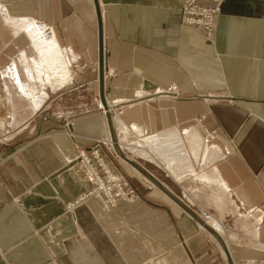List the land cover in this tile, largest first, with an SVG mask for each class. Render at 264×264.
I'll return each mask as SVG.
<instances>
[{"label":"crops","instance_id":"0c3cea01","mask_svg":"<svg viewBox=\"0 0 264 264\" xmlns=\"http://www.w3.org/2000/svg\"><path fill=\"white\" fill-rule=\"evenodd\" d=\"M0 3L95 67L91 100L66 106L49 100L62 98L65 84L38 82L36 91L50 89L44 100L18 95L1 72L15 60L24 73L21 52H35L0 9V264H228L197 220L120 159L111 158L134 177V197L104 209L88 195L78 148L110 139L97 77L98 3L104 70L115 71L104 76L109 113L141 138V162L127 154L221 224L233 264H264V0H223L209 40L181 23L183 0Z\"/></svg>","mask_w":264,"mask_h":264},{"label":"bare ground","instance_id":"6f19581e","mask_svg":"<svg viewBox=\"0 0 264 264\" xmlns=\"http://www.w3.org/2000/svg\"><path fill=\"white\" fill-rule=\"evenodd\" d=\"M183 5H184V1H183ZM183 5H182V7H183ZM0 9L2 12V16H3L4 20L6 21V23H8L9 25H13L12 27L14 28L15 34L22 31L29 36L30 40H32V45H33V49L35 52V57L32 59H29L28 57H26L27 53L25 54L24 51L21 52L22 57H21L20 63L23 65L24 73L19 71L18 64L15 60L13 62H11L4 71L1 72V76L3 78L4 77L9 78L11 80V82L14 84V87H15L18 95H21L28 100H33L34 102H37L36 100H44L46 92L44 91L45 89L44 90L41 89L40 91H36L32 84L38 82L42 85L50 84L51 86H54V88H57L59 86H62L64 84L69 83L71 80V75H70V71H69V67H68V60L70 62V58L68 57V50L60 47V45L58 44V42L54 38V36L51 34V32L49 30H47V28L40 21H38L36 19H25L24 17L23 18H16L17 16L11 17V16H8V14H7L8 12L6 13L4 8H0ZM97 11H99L100 17H101V10L99 7V3H98V10ZM181 23H182V21H181ZM182 24L183 25H192V24H188V23H182ZM192 26H194V25H192ZM26 52H27V50H26ZM71 64H72V62H71ZM98 68H99V66H98ZM105 72L106 71L103 70V89L105 88L104 87L105 86L104 85V76H110L111 75L110 73L106 74ZM104 73H105V75H104ZM97 77L99 79V71H98ZM99 88H100V79H99ZM138 92L141 93V90ZM155 92L156 91L153 90L151 93L153 94ZM104 100H105V97H104ZM107 103L109 104V102H106V100H105V106L103 105L104 106L103 110L105 111V114L107 111L110 112V110L113 109ZM111 120H112L113 130L116 133L117 139H116L115 143L117 144V148H118V150H116V148L114 146L115 143H114V141H112L111 136L109 134L110 142H111V145H112L114 151L116 152L117 156H119L120 159L123 162H125V164L132 167L133 170L135 172H137V174H141L142 176H144L139 170H137L135 167H133L131 164H129L126 160H124V158L120 154V153H124L128 157L133 158L129 153H128L129 155L127 154V151L125 150V148L130 149L131 152L135 153V154H136V152H138V149H139V154H141V149H142L141 145H134L133 144V142H134L133 136L134 135H133L131 129L128 127V125L125 122H123V120L120 118V116L116 115L114 117H111ZM108 128H109V125H108ZM109 133H110V130H109ZM123 140H125L126 145H125ZM146 140H148V139H146ZM183 153H184V155H186L185 152H183ZM187 155H189V154H187ZM164 163H166V162H164ZM144 177L149 182H151L146 176H144ZM152 185L155 186V184H153V183H152ZM224 187L227 190V187L226 186H224ZM202 215H203L202 216L203 220L207 225H209L217 233L223 234L224 230L218 222L214 221V219L211 216H209L208 214L203 213ZM199 226L203 230H205L206 232H209L202 224H200ZM214 240L219 244V242L215 238H214ZM228 251H229V249H228Z\"/></svg>","mask_w":264,"mask_h":264},{"label":"built area","instance_id":"2783aa9c","mask_svg":"<svg viewBox=\"0 0 264 264\" xmlns=\"http://www.w3.org/2000/svg\"><path fill=\"white\" fill-rule=\"evenodd\" d=\"M209 1L210 4H203L199 0H184L181 8L182 23L201 28L208 40L213 33L214 18L221 12L223 6V0ZM101 144L98 139L92 140L87 145L81 144L77 159L92 184L88 195L97 198L104 209H109L121 201L131 200L134 192L126 175L111 166L114 165L112 155L107 157L105 155L107 152L103 151L105 147Z\"/></svg>","mask_w":264,"mask_h":264},{"label":"rangeland","instance_id":"374dc122","mask_svg":"<svg viewBox=\"0 0 264 264\" xmlns=\"http://www.w3.org/2000/svg\"><path fill=\"white\" fill-rule=\"evenodd\" d=\"M184 1V0H183ZM48 27V26H47ZM76 52L75 53H72V52H70V51H68V57L70 58V62H69V60H68V67H69V71H70V75H71V80H70V82L69 83H67V84H65V87H63L62 88V90H64L63 91V94H62V98H60V99H57L56 97L55 98H53V96H54V94H52L51 93V95H50V99L49 100H65V105L66 106H68V103H73V100H91L90 99V91L91 90H89V88H88V86H87V83H88V81H89V77H88V74H89V72L90 71H94V69H95V67L94 66H91V64H89L88 62H86L83 58H81L80 57V55H79V53H77L76 55ZM20 60V59H19ZM67 61V60H66ZM71 62H72V64H71ZM106 71V70H105ZM107 73H110L111 75H114L115 74V71H113V70H111V69H108L107 71H106ZM75 77H78V79H76ZM77 80V81H76ZM40 84V83H39ZM33 85V84H32ZM36 85V84H35ZM43 86H41V88H42ZM45 87V86H44ZM50 89L49 88H47V90L45 91V92H47V91H49ZM2 94H3V92H2ZM105 100H106V97H105ZM114 104V107H118L119 108V106L120 105H118V103L117 102H113ZM94 103H90V101H86L85 103H84V108L85 109H88V110H92L93 109V107H95L94 105H93ZM113 108V107H112ZM114 109V108H113ZM115 116V114L114 115H111V117H114ZM91 142V141H90ZM99 142H101L102 144V146H106L107 147V149H108V151H109V149H110V151H109V153L112 155V157L111 158H115L116 160H119L120 159V157L119 156H117V154H116V152L114 151V149H113V147H112V145H111V142H110V139L109 140H107V139H100L99 140ZM105 143V144H104ZM134 145H141V138H139L138 140H136L134 143H133ZM103 149V148H102ZM136 150V149H135ZM103 151H105V152H107L106 151V149L104 148L103 149ZM108 152H107V154H105L107 157H109L110 156V154H109ZM136 154L138 155V157H137V160H139L140 162H141V154H139V151L138 152H136ZM131 155V154H130ZM140 156V157H139ZM110 159V158H109ZM121 160V159H120ZM119 160V161H120ZM117 161H113V164L115 165H112L111 164V166L112 167H116L115 169L117 170V171H119V172H121V173H123V171H122V169L120 168V167H118L117 166V163H116ZM121 162V161H120ZM122 164H124L126 167H129L128 165H126L125 164V162L123 163L122 162ZM132 168V167H131ZM132 170H133V168H132ZM124 174V173H123ZM129 174V173H128ZM126 175V174H125ZM130 175V174H129ZM132 175V174H131ZM130 175V176H131ZM128 177V179L132 182V179L134 178H132L131 179V177ZM127 177V176H126ZM126 179V178H125ZM136 179V178H135ZM133 183V182H132ZM134 195H135V193H134ZM205 214H208V213H205ZM209 215V214H208ZM209 216H211V215H209ZM213 219H214V221H216V222H218L213 216H211ZM221 225V224H220ZM200 227V226H199ZM201 228V227H200ZM201 230H203L202 228H201ZM203 231H205V230H203ZM212 240V239H211ZM217 244V243H216Z\"/></svg>","mask_w":264,"mask_h":264},{"label":"water","instance_id":"95a60500","mask_svg":"<svg viewBox=\"0 0 264 264\" xmlns=\"http://www.w3.org/2000/svg\"><path fill=\"white\" fill-rule=\"evenodd\" d=\"M98 10V7H97ZM98 18H99V79H100V97L102 100L103 105L105 106V100H104V89H103V70H104V57H103V46H102V26H101V19H100V13L97 11ZM106 118L107 123L109 125L110 130V136L112 141L114 143L116 142V133L113 130L111 115L107 111L106 112ZM116 150L117 144H114ZM124 160H126L129 164H131L133 167H135L137 170H139L144 176H146L153 184H155L158 188H160L165 194H167L170 198H172L187 214L192 216L195 220L198 221V223L202 224L209 233L219 242L221 249L225 255V258L227 260L228 264H233V261L231 260V257L228 253V250L225 246V243L219 233H217L215 230H213L209 225H207L204 220L192 209L190 208L181 198H179L177 195H175L172 191H170L167 186H165L163 183H161L157 178H155L147 169H145L137 160L128 157L124 153H120Z\"/></svg>","mask_w":264,"mask_h":264}]
</instances>
